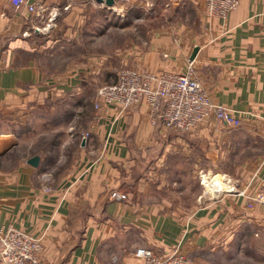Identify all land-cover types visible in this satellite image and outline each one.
<instances>
[{"label": "crops", "instance_id": "1", "mask_svg": "<svg viewBox=\"0 0 264 264\" xmlns=\"http://www.w3.org/2000/svg\"><path fill=\"white\" fill-rule=\"evenodd\" d=\"M129 3L125 20L112 21L100 0H41V16L0 0V227L35 235L43 264H142L139 246L213 264L211 256L242 250L248 226L264 232V206L216 195L230 179L253 194L264 175V0H240L223 20L206 16L205 0ZM190 61L239 128L209 118L170 130L138 102L97 116L85 140L40 129L42 107L54 111L66 98L88 105L89 76L108 83L126 66L182 73ZM26 133L33 144L48 135L49 145L69 147L73 162L13 156Z\"/></svg>", "mask_w": 264, "mask_h": 264}, {"label": "built area", "instance_id": "2", "mask_svg": "<svg viewBox=\"0 0 264 264\" xmlns=\"http://www.w3.org/2000/svg\"><path fill=\"white\" fill-rule=\"evenodd\" d=\"M9 1L14 8L23 5L28 13L37 16H41L44 10L41 0ZM132 1L134 0H113L108 8L118 13ZM239 2L240 0H205L206 16L223 20L239 6ZM191 67V61L186 72L182 73L151 72L136 67H123L113 81L98 86L94 98V106L98 109L97 116L107 114L111 106L123 112L138 102H144L148 106L151 122L155 124L159 120L162 127L170 130L187 132L209 118H215L228 128H239L242 124L240 116L232 108L213 102L200 81L192 75ZM87 136V133L82 134L81 139L85 140ZM254 178H258L257 172L253 175L252 179ZM230 182L232 186H236L234 193L248 200V210H252L257 204L264 206V175L259 177L260 188L253 194L248 193L249 183L240 186L232 179ZM232 189L219 190L216 195L232 192ZM110 196L126 199L125 194L117 191H112ZM263 234L264 232L259 230L254 231L252 235L254 239L261 241ZM39 242L35 235L13 225L0 227V264H43ZM134 254L142 260V264H196L179 250L162 254L152 248L139 246Z\"/></svg>", "mask_w": 264, "mask_h": 264}, {"label": "rangeland", "instance_id": "3", "mask_svg": "<svg viewBox=\"0 0 264 264\" xmlns=\"http://www.w3.org/2000/svg\"><path fill=\"white\" fill-rule=\"evenodd\" d=\"M103 3L106 6V9H108L106 15L112 21H118L119 19L125 20L127 11L129 9L128 7L125 6V9H123V11L117 13L115 10H111L110 8H108V5L105 4V1H103ZM107 76L108 75H106L105 78ZM115 77L116 75H112L113 79ZM99 78H101V76H89V81H84V84H86L88 89V94L86 96V103H88L87 106L84 104L85 99L83 98L79 99L78 101L74 98H66L65 101L63 103H60L58 105V108H56L54 111H51L49 107H40L42 120H45L44 123H42L40 129L46 132H48L49 130H53L52 132L58 131L59 133L63 132V130L69 132V128L73 133L80 132V136L87 133L88 138L90 134V123L95 121V118L98 115V109H96L94 106V98L96 96V90L98 86L102 84L100 83L101 80H98ZM27 129L28 128L25 127V130ZM27 135L28 134L26 133L25 138L20 140L21 142H24L23 147L21 146L22 148L18 149L19 151L17 152L16 150L13 151V156L18 155V158L21 156L26 157L27 155H29V153L39 151L40 155H42L41 157L43 158L42 162L46 160L47 165L48 163L51 164L55 162L54 158H56L57 160L58 155H60L61 157V163H63L61 164L62 167H64L65 162H68L67 165L71 162L72 155L69 152V147L65 149L58 147L57 149L55 147L56 145H49L48 142L50 141V138H48V135H46L45 138H41V140H38L36 144H33L31 140H27ZM61 139H63V135L60 136V138L54 139L58 146ZM11 160L12 159L8 157L7 159H4L3 163L12 162ZM54 172L57 175L63 173V171ZM250 229L251 227L248 226L247 229L244 230L246 233L243 235L244 238H242L244 246L241 251H232L230 255L225 257L211 256L213 264H264V241L262 242V240L258 241L254 239Z\"/></svg>", "mask_w": 264, "mask_h": 264}, {"label": "water", "instance_id": "4", "mask_svg": "<svg viewBox=\"0 0 264 264\" xmlns=\"http://www.w3.org/2000/svg\"><path fill=\"white\" fill-rule=\"evenodd\" d=\"M100 1H102V2L105 1V4H107V5H109V4L112 5V3H113V0H100ZM197 50H198L197 46L193 48L191 55L189 57L190 60H192L195 57ZM38 161H39V156H37V155H34L28 159V162L34 166H36L38 164ZM232 192L233 193L236 192V189L233 188Z\"/></svg>", "mask_w": 264, "mask_h": 264}, {"label": "bare ground", "instance_id": "5", "mask_svg": "<svg viewBox=\"0 0 264 264\" xmlns=\"http://www.w3.org/2000/svg\"><path fill=\"white\" fill-rule=\"evenodd\" d=\"M202 181H204V182H206V183L208 182L206 178H204V179L202 178ZM216 181H218V180H216ZM214 183H215V182H214ZM234 187H236V186H232V187H228V188L232 189V188H234Z\"/></svg>", "mask_w": 264, "mask_h": 264}]
</instances>
